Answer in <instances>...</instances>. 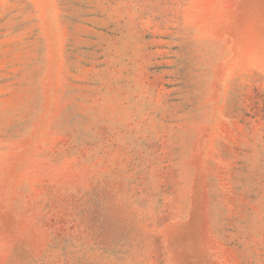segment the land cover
<instances>
[{"label": "rangeland", "instance_id": "rangeland-1", "mask_svg": "<svg viewBox=\"0 0 264 264\" xmlns=\"http://www.w3.org/2000/svg\"><path fill=\"white\" fill-rule=\"evenodd\" d=\"M0 264H264V0H0Z\"/></svg>", "mask_w": 264, "mask_h": 264}]
</instances>
